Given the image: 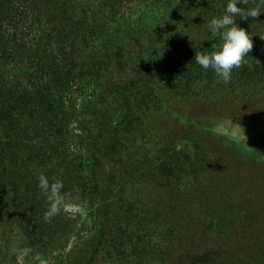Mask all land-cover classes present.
<instances>
[{"label":"trees","instance_id":"obj_1","mask_svg":"<svg viewBox=\"0 0 264 264\" xmlns=\"http://www.w3.org/2000/svg\"><path fill=\"white\" fill-rule=\"evenodd\" d=\"M129 1L0 0V254L13 231L43 256L62 247L74 231L77 220L63 211L45 220L49 205L38 186L41 174L50 183L61 179L67 199L86 197L91 226L81 246L89 256L79 264H90L100 254L122 264H154V253L173 236L167 226L169 208L153 202L149 191L169 188L180 178L172 183L159 158L152 161L147 153L119 149L122 142L116 136L120 125L128 133L137 129L153 98H160L153 104L159 110L167 107L165 83L177 86L176 94L191 93L197 86L185 90L178 83L190 82L202 68L195 52H212L222 40L209 35L203 44L185 50L168 45L159 63L134 62L135 49H122L121 13H116ZM227 3L222 0L225 8ZM255 6L264 18V0L238 5L245 12ZM258 18L237 17L236 23L249 32ZM259 59L247 58L231 81L264 83V59ZM85 86H91V98L78 109L71 107L72 90ZM119 99L124 117L112 124L118 107L111 105ZM72 122L76 135L70 133ZM73 141L77 149L71 148ZM137 173L142 180L136 183ZM128 186L130 195L124 197ZM106 238L113 256L103 248Z\"/></svg>","mask_w":264,"mask_h":264},{"label":"rangeland","instance_id":"obj_2","mask_svg":"<svg viewBox=\"0 0 264 264\" xmlns=\"http://www.w3.org/2000/svg\"><path fill=\"white\" fill-rule=\"evenodd\" d=\"M205 1L130 0L116 11L121 13L118 19L121 35H124L123 51L135 49L134 62L153 63L165 55V47L183 45L185 50L203 44L211 35L208 22L222 16L226 9L222 0ZM258 19H261L258 25L249 31L254 47L245 60L264 59V39H261L264 38V18ZM130 22L135 29H129ZM169 58L174 59L173 56ZM197 73L190 82L178 83V88L185 90L197 86L191 93L176 94L177 86L165 83L167 107L159 110L160 106L156 108L153 104H159L160 98H153V104L137 123V129L128 133L125 125H120L121 132L116 136L122 142L119 149L141 155L147 153L152 161L159 158L164 163L162 171L168 173L172 183L180 178L178 184L169 188L149 191L153 202H161L163 207L169 208L167 226L173 228V236L167 237L169 242L163 247L165 252L163 249L155 252L157 260L153 262L160 264L162 259L166 264H262L264 83H251L248 79V82L233 80L225 84L210 68H201ZM233 77L238 78L237 75ZM91 94V86H85L84 90L74 88L71 107L80 108L89 101ZM123 105L122 99L111 105L118 107L112 124L122 121ZM69 128L72 135L78 133L73 122ZM73 142L71 148L77 149ZM168 166L170 170L166 171ZM137 176L136 183L142 180L138 173ZM130 190L131 187H126L123 196L128 197ZM78 200L85 201L86 197L80 196ZM208 200L212 202L210 208ZM68 215L77 222L62 247L45 256L39 255L26 247L20 234L13 231L1 248L0 264H79L86 261L89 253L81 242L90 231L88 210L86 215ZM108 241L106 238L103 248L113 256L116 252ZM81 249L84 254L73 256ZM139 258L137 255L134 259L138 261ZM90 264L122 263L118 258L112 261L109 256L100 254Z\"/></svg>","mask_w":264,"mask_h":264},{"label":"clouds","instance_id":"obj_3","mask_svg":"<svg viewBox=\"0 0 264 264\" xmlns=\"http://www.w3.org/2000/svg\"><path fill=\"white\" fill-rule=\"evenodd\" d=\"M248 2L249 0H228L225 13L208 22L211 35L213 37L219 36L222 43L219 46L213 45L215 50L212 52H195V62L205 70L212 69L219 81L225 84L231 81L233 71L244 65L245 58L249 57L248 54L254 47L251 33L236 23V17L257 19L260 16L261 12L258 6L248 9L247 12L238 7L241 3L247 4ZM254 2L255 0H253ZM38 179V186L49 205L44 214L46 221H50L61 211L78 215L87 214V201L80 202L78 197L76 200L67 199L66 194L62 193L64 185L61 179L54 178L50 183L43 174Z\"/></svg>","mask_w":264,"mask_h":264}]
</instances>
